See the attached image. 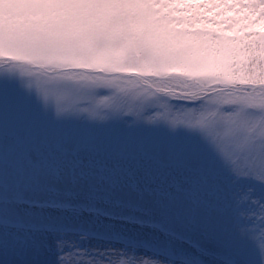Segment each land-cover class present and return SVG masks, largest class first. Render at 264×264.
<instances>
[{"label":"rangeland","instance_id":"1","mask_svg":"<svg viewBox=\"0 0 264 264\" xmlns=\"http://www.w3.org/2000/svg\"><path fill=\"white\" fill-rule=\"evenodd\" d=\"M0 56L68 68L44 82L45 104L19 65H0V264H262L264 183L236 176L247 163L220 147L230 131L194 102L152 124L56 110L74 73L98 96L110 90L95 80L147 86L93 69L164 90L264 85V0H0ZM224 93L264 114V93ZM120 202L141 223L104 217Z\"/></svg>","mask_w":264,"mask_h":264},{"label":"clouds","instance_id":"2","mask_svg":"<svg viewBox=\"0 0 264 264\" xmlns=\"http://www.w3.org/2000/svg\"><path fill=\"white\" fill-rule=\"evenodd\" d=\"M22 75L27 78L26 86L35 87L40 98L47 103L48 92L44 82L50 79L54 70L42 59L33 60L31 63H21ZM88 83L83 76L72 74L64 87L68 102L56 110L57 118L66 116L85 117L95 120L97 117L108 121L113 118L131 116L130 123L143 121L148 124L156 123L161 115H166L173 107H182L184 104L176 102L193 101L195 106L186 109L187 112L199 116H207L212 122L223 130L230 131L232 145V162L245 161V165L235 163L233 172L239 178L252 176L255 180L264 183V114L250 118L232 105V101L217 88H227V85L205 84L214 91L210 96H203L201 92L191 91L181 99H172L177 94L173 91L165 92L164 87L158 84H148L146 87H136L135 84L121 80L108 84L103 80H95L91 88L104 87L110 90L108 95L98 96L89 88H82L80 83ZM82 89V90H81ZM202 97V98H201ZM164 109L163 114L160 109ZM149 109H155L152 114H147ZM255 162V163H254ZM261 259L264 264V247H261ZM88 264H140L128 258L89 260ZM148 264H164L163 261H148Z\"/></svg>","mask_w":264,"mask_h":264},{"label":"water","instance_id":"3","mask_svg":"<svg viewBox=\"0 0 264 264\" xmlns=\"http://www.w3.org/2000/svg\"><path fill=\"white\" fill-rule=\"evenodd\" d=\"M9 62H12V63H17V64H21V63H25V61H16V60H13L12 58H0V64H5V63H9ZM79 70H82L81 68H77ZM64 70L62 69H58V70H53L52 72H62ZM93 73H100V74H104V75H111V73H106V72H103L102 70H94L92 71ZM124 76H133V77H137L140 81L142 80L141 77L137 76V75H132V74H122ZM248 86H242V87H234V86H229L227 88H220V89H215V91H227V90H234V91H243V89L247 88ZM257 88H263V86H256L253 88V91H256ZM213 89L212 90H207V91H204V90H200L198 92H201L203 95H209V94H213ZM176 94H179V95H182V96H185V95H188L189 93H185V92H175Z\"/></svg>","mask_w":264,"mask_h":264},{"label":"snow or ice","instance_id":"4","mask_svg":"<svg viewBox=\"0 0 264 264\" xmlns=\"http://www.w3.org/2000/svg\"><path fill=\"white\" fill-rule=\"evenodd\" d=\"M252 117H253V116H252ZM253 118H255V117H253ZM173 124H175V121H173ZM5 134L7 135V133H5ZM205 134H206V136H208V137L211 139V136H212L214 133H208V132H206ZM220 147H221V148H224V149H229V148H231L232 146L229 145V144H227L226 142H222L221 145H220ZM219 150H220V148H219ZM10 151H11V149H10L9 147H7V146L4 147L2 155H3V158H4L5 160H7L8 156H9V154H10ZM260 235H261V236H264V230L261 231ZM260 246H261V247H264V239H262V240L260 241Z\"/></svg>","mask_w":264,"mask_h":264}]
</instances>
